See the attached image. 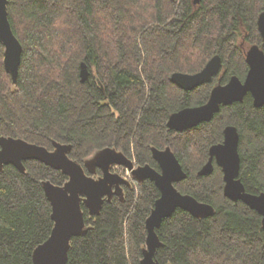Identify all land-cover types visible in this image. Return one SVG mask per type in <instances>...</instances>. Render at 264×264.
Listing matches in <instances>:
<instances>
[{"label":"trees","instance_id":"obj_1","mask_svg":"<svg viewBox=\"0 0 264 264\" xmlns=\"http://www.w3.org/2000/svg\"><path fill=\"white\" fill-rule=\"evenodd\" d=\"M264 0H9L12 29L23 47L18 84L4 67L0 47V136L54 150L71 145L82 165L112 148L137 166L158 169L152 149L170 148L187 178L185 195L210 204L215 214L196 218L177 210L157 234L160 264H264L263 218L224 195L216 164L199 172L227 126L240 134V179L252 194L264 193V106L249 94L223 106L213 120L183 133L169 118L205 105L214 87L234 76L245 80L246 54L264 50L258 18ZM216 55L223 61L211 84L185 91L175 73L196 74ZM90 80L82 83L81 64ZM196 150V151H195ZM0 168V264H33L35 249L54 228L43 183L63 186L68 177L38 161ZM101 175V172H99ZM160 192L150 180L126 186L100 215L83 205L88 232L72 240L67 264H141L146 220Z\"/></svg>","mask_w":264,"mask_h":264},{"label":"water","instance_id":"obj_2","mask_svg":"<svg viewBox=\"0 0 264 264\" xmlns=\"http://www.w3.org/2000/svg\"><path fill=\"white\" fill-rule=\"evenodd\" d=\"M202 0H193L195 6ZM9 0H0V47H4V67L11 76L13 84H18L19 68L23 47L16 37L8 14ZM258 29L264 44V12L258 18ZM249 71L245 80L234 76L225 84L213 88L205 105L183 109L171 115L168 128L183 133L202 123L213 120L223 106L243 102L247 95L253 97L254 106H264V50L253 45L246 54ZM223 67L222 58L214 56L196 74L175 73L171 81L185 91H193L203 85L211 84ZM91 72L86 63L81 64V82L90 80ZM240 134L236 127L229 126L224 131V142L210 149V159L199 172V176H208L214 170V160L224 174V195L228 199L241 201L263 218L264 228V193H249L240 179L241 156L239 153ZM71 145L54 143V150L29 143L23 139L0 136V168L13 165L21 173H26L25 162L38 161L46 166L61 171L68 177L63 186L50 181L43 183L47 199L52 206L54 228L49 239L38 246L33 254V264H67L72 240L88 232L83 205L90 216L100 215L107 201L116 194L121 197L123 186L130 183L120 175L112 173L113 167H124L131 172L138 182L150 180L160 192L159 199L146 220L147 241L141 264H160L156 259L161 241L157 231L165 219L170 218L177 210H183L196 218L210 217L215 214L212 205L198 201L191 195L182 194L176 184L187 178L183 166L170 148L152 149L153 158L159 164L160 171L149 165L136 166L126 155L115 149L107 148L95 153L94 158L84 165L72 160L69 156ZM92 164L93 169L89 168ZM96 174L100 169L102 176L96 180L88 175Z\"/></svg>","mask_w":264,"mask_h":264},{"label":"flooded vegetation","instance_id":"obj_3","mask_svg":"<svg viewBox=\"0 0 264 264\" xmlns=\"http://www.w3.org/2000/svg\"><path fill=\"white\" fill-rule=\"evenodd\" d=\"M227 127H229V126H227ZM226 127V128H227ZM235 127V126H234ZM224 142V141H223ZM222 142V143H223ZM221 144V143H220ZM210 155V154H209ZM154 159V158H153ZM210 159V158H209ZM89 159H87V161H88ZM133 161V160H132ZM155 161V160H154ZM134 163H135V161H133ZM156 162V161H155ZM157 163V162H156ZM92 164L93 163H91L90 165H89V168H92L93 169V166H92ZM215 164L217 165V163H216V160H214V166H215ZM135 165H136V163H135ZM157 165H158V169H156V168H154V169H156L157 171H160V166H159V164L157 163ZM137 166V165H136ZM218 166V165H217ZM219 167V166H218ZM153 168V167H152ZM220 168V167H219ZM115 169H120L119 170V172H117V171H115ZM96 170V174L95 175H98V176H102V172L100 171V169H95ZM125 171L126 170V168H124V167H119V166H116V167H113V169H112V173H114V174H117V175H120L122 178H124L125 180H127L131 185L134 183V180H136L133 176H132V178H125L124 176H122L121 175V171ZM86 172L88 173V174H91V173H89V171L87 170V168H86ZM99 172H101V175L99 174ZM126 186H128V185H125V186H123L122 188H123V193H122V195H121V197H123V195H124V192H125V188H126ZM115 197H120V196H118V195H116V194H114L113 195V199L115 198ZM112 199V200H113ZM106 201H107V198H106ZM88 210V209H87ZM89 212V211H88Z\"/></svg>","mask_w":264,"mask_h":264},{"label":"rangeland","instance_id":"obj_4","mask_svg":"<svg viewBox=\"0 0 264 264\" xmlns=\"http://www.w3.org/2000/svg\"><path fill=\"white\" fill-rule=\"evenodd\" d=\"M196 151V150H195ZM94 156H95V154L94 155H92L90 158H89V160H91L92 158H94ZM119 170L120 169H115V171H117V172H119ZM120 173V172H119ZM90 177H92V178H94V179H96V180H98L101 176H98V175H95V174H88ZM121 175L122 176H124V177H126V170L124 171H121Z\"/></svg>","mask_w":264,"mask_h":264},{"label":"built area","instance_id":"obj_5","mask_svg":"<svg viewBox=\"0 0 264 264\" xmlns=\"http://www.w3.org/2000/svg\"><path fill=\"white\" fill-rule=\"evenodd\" d=\"M125 178H132V174L130 171L126 169V177Z\"/></svg>","mask_w":264,"mask_h":264}]
</instances>
